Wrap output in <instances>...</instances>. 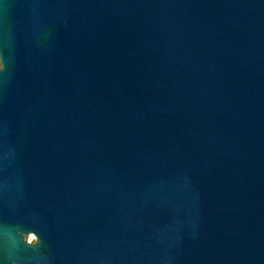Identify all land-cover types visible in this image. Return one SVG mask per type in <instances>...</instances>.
I'll return each instance as SVG.
<instances>
[{"label": "water", "instance_id": "95a60500", "mask_svg": "<svg viewBox=\"0 0 264 264\" xmlns=\"http://www.w3.org/2000/svg\"><path fill=\"white\" fill-rule=\"evenodd\" d=\"M0 264H264V0H0Z\"/></svg>", "mask_w": 264, "mask_h": 264}]
</instances>
